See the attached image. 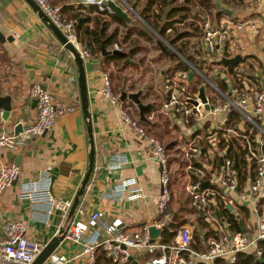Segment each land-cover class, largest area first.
Listing matches in <instances>:
<instances>
[{"label": "crops", "instance_id": "1", "mask_svg": "<svg viewBox=\"0 0 264 264\" xmlns=\"http://www.w3.org/2000/svg\"><path fill=\"white\" fill-rule=\"evenodd\" d=\"M48 1L58 5L60 9L73 6L91 17L96 15L90 9L89 4L85 3V0ZM146 1H116L126 11L129 21L115 16V18H110L108 27V32L115 34L117 42L115 44L121 46L123 51H129L127 54L129 60L124 59L129 64L118 74L121 79H124V90L126 92L142 90L139 96L141 102L153 106V110L146 116L147 121H141L136 104L126 100L128 112L143 126L145 136L136 135L133 128L120 118L118 105L111 103L101 93L103 73L107 68L102 70L98 65H102L105 57L112 54L95 52L88 58H84L95 148L94 166H99V169L92 171L74 215L71 217L67 215L68 223L79 219V208L86 214L91 211H101L110 219L118 216L122 220L123 228L128 231L137 229L150 216L157 215L156 199L159 192L160 166L150 153L147 140L149 136H155L164 146H170L168 150L172 157L170 169L171 177L174 178H171L172 198L169 209L179 220L184 221L182 223L193 225L192 222L196 218V209L191 206L189 197L184 190V185L192 181V175H194V172L188 173L185 170V165L182 162L185 161L183 152L188 142L191 141L198 145L199 153L196 160L205 170H208L202 188L215 187L220 191V194L223 193L218 188V179L221 174L220 154L216 147H212L209 139L200 138V135H207V132L203 134L198 131L200 122L195 126H186L176 115H166L161 112L164 78L170 74V68L175 61L169 55V51L164 52L160 49L156 43L157 32L148 26L139 15ZM231 1L234 4L233 7L226 2L219 1L221 7L231 11L230 15L223 12L217 17L209 16L206 13L204 23L208 21L212 26H218L224 16L228 15L234 21L255 20L256 28L245 27L241 30H232L225 43L224 52L221 49L208 50L200 36L199 40L207 53V63H210L207 70H214V75L211 76L223 81L228 87L234 82L231 77L232 73H230L232 69H229L224 63L217 62L223 56L239 54L241 59L235 67L244 77L250 80L254 78L255 80L252 82L259 84L260 81H257V78L253 76L257 72H264V0ZM173 5L178 6L175 2ZM67 11L71 10L67 9ZM109 12L114 15L110 10ZM92 22L89 23L90 26ZM181 24L179 23V25ZM149 31L153 33L154 37L149 35ZM80 44L83 49H86L81 42ZM115 44L112 43L104 50H113ZM110 65L114 66L113 63ZM116 70L117 68H115ZM115 71L114 73H116ZM114 73L113 75L109 74L111 84L112 78H116ZM207 75L204 76L207 77ZM73 76L76 77V70L70 52L44 25L27 2L25 0H0V96L10 95L12 105L6 119L2 118L0 109V129L13 132V127L17 122L28 123L35 120L36 105L32 106V99L28 95L29 86L34 81L39 82L43 88L50 91L55 100L74 106V110L58 116L51 129L28 140L17 151L11 152L0 148L2 161L14 162L13 155L19 156L18 179L0 195V224L6 219L22 220L28 226L26 235L29 238L38 239L44 244L61 227L63 219L60 211L54 210L46 214L42 211L41 205L32 203L29 198H22L20 194L23 184L38 181L40 170L46 164L51 165V192L58 198L73 202L83 180L87 167L89 144L77 80H71ZM197 76L200 75H193V80H196ZM252 82L248 81L246 86L252 85ZM114 84L115 80L112 88ZM188 87H191L190 81ZM119 92H122L121 88ZM204 93L211 97V90L208 92L206 85ZM220 118L221 116L218 115L215 119L219 120ZM150 119L154 121L152 130L149 129L152 122L149 121ZM211 122V118L206 119L201 126H210ZM147 132L151 135L148 136ZM200 148L203 151L201 154ZM177 149L179 151L182 149V153H178ZM113 159L119 165L110 168L109 164ZM178 162L180 163L179 167ZM174 163L177 168L174 170L175 175L172 172ZM126 178L136 180V186L140 187L143 194L141 198L117 200L110 196L114 184ZM177 178H180L184 184L180 185L179 189L173 186ZM246 186H248L247 179ZM231 196L234 198V202L233 205H230V210H234L236 215L239 211L237 205L245 206L248 209L245 229L248 234L252 235L259 213L254 209L253 202L249 197L241 199L235 194ZM215 201L216 197H210V205L215 207ZM261 209L263 208L261 207ZM54 252L67 256L69 258L67 264H81L85 260V256L81 253V245L67 239H62ZM48 263L49 259L47 258L43 264Z\"/></svg>", "mask_w": 264, "mask_h": 264}, {"label": "built area", "instance_id": "2", "mask_svg": "<svg viewBox=\"0 0 264 264\" xmlns=\"http://www.w3.org/2000/svg\"><path fill=\"white\" fill-rule=\"evenodd\" d=\"M108 0H85L86 4L97 5L100 10H109L106 6ZM123 2V0H114ZM186 0H175L178 5L185 4ZM263 1V0H262ZM41 10L51 21L62 31L67 41L71 42L80 52L83 58L90 56L86 49H83L78 41L74 22L66 18L58 5L51 4L48 0H35ZM264 22V19H263ZM264 26V24H263ZM245 27L256 28V21L250 19L232 20L228 15L218 26H212L208 21L202 25L201 39L205 47L210 51L221 49L224 52L225 43L230 37L232 30H241ZM169 30V29H168ZM157 36L168 45V43L157 33ZM114 49L122 50L121 46L115 44ZM194 75H200L205 87L208 83L211 89V97L206 96V102L198 97V91L192 93L189 90L188 72L180 70L172 76L164 78V96L161 103V112L166 115H176L186 126L200 125L206 119H212L210 126H207V135L200 138L210 140L212 147L217 146L220 133L225 139L232 136L240 138L245 144V152L248 163H253L252 175L243 184H238L237 175L233 168L231 157L225 156V150L220 153L221 174L218 179V188H202L199 181H189L185 184V194L189 197L190 204L195 209L206 212V220L211 227V234L205 240L203 250L192 249L194 242V226L190 223L180 224L169 243L162 242L161 231L172 217L169 209L172 198L171 193V169L168 162V154L162 142L155 136L147 137L150 153L153 159L160 166L159 192L156 199L157 215L150 216L141 223L137 229L128 231L122 226V220L116 216L108 218L101 211H91L86 214L78 209L79 219L68 223V211L72 201L61 199L51 192V165L46 164L39 173L38 181L23 184L21 197L29 198L32 203L41 205L42 211L48 214L59 210L63 222L61 227L62 239H67L81 245V253L85 260L81 264H95L96 254L101 250L107 256L111 264H215L217 259L233 262L237 252L249 250L256 258H261L263 251L258 242L264 241V72L255 73V78L260 81L255 84L249 78L242 75L236 67L232 68L231 77L234 82L225 90L220 89L216 84L204 76L201 71L185 60ZM76 81V77H71ZM251 81L252 85L246 86ZM101 93L118 105L120 118L129 124L134 133L138 136H145V129L130 115L125 108L126 100L120 99V92L115 93L111 87L108 73H103V86ZM29 98L36 100L35 120L22 123V130L15 134L12 131L0 129V148L15 152L28 141L42 135L52 128L56 118L66 112L74 110V106L60 100H55L50 91L43 88L37 81L32 82L28 89ZM190 99H196L197 103H190ZM78 102V99H77ZM207 107V108H206ZM238 116H235V115ZM220 115L221 118H215ZM201 152V148H200ZM199 147L194 142H188L184 158L186 161L185 170L188 173L194 172L200 180L208 172L202 166L195 167ZM219 160V159H218ZM218 162V161H217ZM119 164L113 161L110 168ZM94 166L93 170H98ZM19 176V166L13 161H2L0 156V195L13 184ZM232 194L241 199L249 197L253 202L254 209L259 213L255 223L254 233L246 231L232 232L227 228L225 222L215 213V206L209 203L210 197L219 196L227 206L233 205ZM110 196L117 200L126 198L128 200L139 199L143 196L140 187L136 186L134 178L122 179L116 182L110 191ZM262 207L263 210H259ZM218 208V207H217ZM150 227L159 228V233L151 242ZM27 224L19 219H6L0 224V264H31L35 257L45 246L38 239L29 238ZM203 237L204 232H201ZM48 264H67L69 258L62 253L52 252ZM43 264V263H42Z\"/></svg>", "mask_w": 264, "mask_h": 264}, {"label": "trees", "instance_id": "3", "mask_svg": "<svg viewBox=\"0 0 264 264\" xmlns=\"http://www.w3.org/2000/svg\"><path fill=\"white\" fill-rule=\"evenodd\" d=\"M217 0H186L185 4L174 6L175 0H147L143 8L140 10L139 15L143 19V21L150 26L154 31H156L160 36H162L166 41L173 46L176 50V53L170 52L169 55L175 61L173 66L170 68V74L166 77L172 76L175 72L180 70H189L188 64L185 62L187 60L196 68H198L204 75L207 74L204 70V64L207 62V53L203 49V45L199 40V37L202 35V24L205 21V14L207 13L209 16H217L219 17L223 14L222 9L215 5ZM221 2H226L229 6L233 7L234 4L231 0H218ZM54 5V3H53ZM90 9L96 13L94 17H91L73 6L62 7V13L74 22V28L76 31V35L78 40L82 43L86 50L91 55L92 53H100L102 52L101 47H108L112 43L115 44V34L108 32V27L110 25V18H115V15L109 12V10L103 9L100 10L97 5H90ZM71 10V11H67ZM109 17V18H108ZM189 18V20H188ZM187 19V20H186ZM92 22L90 26L89 23ZM120 21V19H119ZM185 26L181 29L179 23L183 22ZM169 29V30H168ZM151 37H154L153 33L148 32ZM133 52V51H132ZM181 56H179L178 54ZM113 63L117 70L114 73L115 84L113 85V91L116 93L119 92L120 88L122 91L124 90L123 81L118 74H120V70L126 67L129 63L124 61V57L112 54L107 55L102 65H98V67L102 70L108 69L109 65ZM217 63H224L222 60H218ZM210 63H207V68H209ZM229 69L235 67V65H229ZM113 75V72L110 73ZM165 77V78H166ZM192 80V81H191ZM190 80L191 87L189 88L190 92L196 93L201 84L204 83L202 77L197 76L196 80L193 78ZM217 80V86L225 90L226 83L223 81ZM121 93V92H120ZM153 110V106H148L144 113L145 116H148L150 112ZM235 116H238L237 114ZM152 121L151 119L149 120ZM149 122V123H150ZM144 123V122H143ZM154 125V121H152L149 125V129L152 130ZM207 125H200L199 132L205 134ZM196 131V129H195ZM148 133V134H147ZM146 134L151 135L149 132ZM153 134V133H152ZM150 137V136H149ZM219 142H217L216 150L220 154L223 150H225V156L231 157L233 161V168L237 175L238 184H243L248 177L252 175L253 163H248L246 152H245V144L242 139L232 136L230 139H225L221 134H218ZM163 144V143H162ZM203 146V144H200ZM165 150L168 154V162L169 165L171 163V156L169 154L170 146H164ZM203 151L200 152V154ZM180 161V160H179ZM183 165H186V161H182ZM178 167L180 163L178 162ZM195 167H200V163L198 161L194 162ZM177 168L172 170L175 174ZM192 181H199V184H203L205 181V177L200 180V177H196L192 175ZM216 206L218 207L221 217L220 220L225 222L227 228L232 232L242 231V226H245V219L248 216V209L245 206L237 205L239 209L238 215L235 214L234 210H230L227 205L223 203L221 197L216 196L215 201ZM214 208V206H212ZM259 210L261 207H259ZM206 212L196 209V218L192 222L194 225V242L191 244L192 249L203 250L205 246L206 238L211 234V227L209 222L206 220ZM240 221L242 222L240 224ZM182 220H179L172 213V217L168 220L166 225L161 231V240L162 242L169 243L173 238L177 227L182 224ZM201 231L204 232L203 237H201ZM259 247L262 249L264 258V241L258 242ZM95 264H111L109 258L104 255L101 250H98L96 254V262ZM127 264H131L128 262ZM194 264H203L200 262H196ZM215 264H264V261L259 260L255 257L254 253L249 250L239 251L237 252L236 259L233 262H226L220 259L215 261Z\"/></svg>", "mask_w": 264, "mask_h": 264}, {"label": "water", "instance_id": "4", "mask_svg": "<svg viewBox=\"0 0 264 264\" xmlns=\"http://www.w3.org/2000/svg\"><path fill=\"white\" fill-rule=\"evenodd\" d=\"M27 4L33 9V11L36 12V14L40 17L44 25L52 32V34L60 41V43L63 45L65 49H67L73 59L75 70H76V77H77V85L79 90V99L81 103V109L83 114V119L86 126V132H87V138H88V144H89V150H88V159H87V167L86 171L83 177V180L76 192V195L73 199V202L71 204V207L69 209V217L74 215L75 209L79 203L80 196L83 194L84 189L86 188V185L88 184L89 177L92 174L94 164H95V148H94V140H93V132H92V122H91V116H90V108H89V100H88V90H87V84H86V75H85V67H84V58L78 51V49L67 39L65 38L62 31L51 21V19L45 15V13L41 10L39 5L35 2V0H25ZM215 5L222 9V11L228 15L231 14V11L229 9L223 8L220 6V2L216 1ZM107 8L114 13V15L124 21H129V17L126 13V11L122 8V6L118 3H116L114 0H108L106 2ZM157 45L160 47V49L164 52H168L167 45L160 39L157 38L156 40ZM103 54H116L119 56L124 57L126 61L129 59L127 58V54L129 51H123L118 49L108 50L105 51L104 47H101ZM241 59V56L239 54H236L234 56H223L221 58L222 62L229 65H235L237 64ZM194 73L192 70H189L188 72V78L191 80ZM142 90H137L133 92H126L122 91L120 94V99L122 100H130L134 104H136L138 110H139V118L141 121H147V118L145 116V109L148 107V103H142L140 100V94ZM197 97L202 101L206 102V96L204 93V85H200L198 88V94ZM190 103L196 104V99H190ZM36 100L32 99V106L35 107ZM207 108V107H206ZM0 109L2 110V118L6 119L12 109L11 105V97L10 95H2L0 96ZM22 130V122H17L13 127V132L17 134ZM14 163L18 164V158L19 156L13 155ZM17 179L13 181V183H16ZM229 209H231V206H227ZM215 213L217 216L221 217V213L217 207H215ZM242 222L240 221V224ZM64 227H60L58 232L51 237V239L45 244V246L42 248L40 253L35 257L33 262L31 264H42L49 255L54 252L55 248L59 244V242L62 240L63 232H65ZM242 231H246L245 227L242 226ZM159 233V228L150 227V235L152 242L154 240V237L157 236ZM259 260L264 261V258L261 257ZM133 264H136V261H132Z\"/></svg>", "mask_w": 264, "mask_h": 264}, {"label": "rangeland", "instance_id": "5", "mask_svg": "<svg viewBox=\"0 0 264 264\" xmlns=\"http://www.w3.org/2000/svg\"><path fill=\"white\" fill-rule=\"evenodd\" d=\"M132 11V10H131ZM187 20V19H186ZM188 20H189V18H188ZM185 21L183 22V24H181L179 27L181 28V29H183L184 28V26H185ZM159 38V37H158ZM164 39V38H163ZM165 41H166V39H164ZM167 42V41H166ZM165 43V42H164ZM168 43V42H167ZM166 44V43H165ZM167 48H168V51H170V52H174V53H176V50L173 48V46H171L169 43H168V45H167ZM178 54V53H177ZM179 56H181L180 54H178ZM204 70H205V72H207V74H209V75H207V77H208V79L209 80H211L214 84H217V80L216 79H214V77L213 76H211V75H214V70L212 71V69L210 70V69H208L207 70V62H205V64H204ZM112 71H113V73H114V71H115V67L114 66H111L110 65V67H108V69L106 70V73H108V75L110 74V73H112ZM128 73V72H127ZM110 77V76H109ZM112 77V76H111ZM111 81V80H110ZM113 82H114V79L112 78V84H113ZM127 83L129 84V81H127ZM112 84H111V87H112ZM212 89V87L208 84V83H206V90L209 92L210 90ZM112 90H114L113 88H112ZM115 93H116V91H115ZM127 103V102H126ZM125 103V108L126 109H128V105ZM159 104V103H158ZM128 111V110H127ZM135 111V110H134ZM130 113V112H129ZM157 113V112H156ZM130 115H131V113H130ZM155 115V114H154ZM177 151H178V153H182V149L179 151L178 149H177ZM183 154H184V152H183ZM174 167H175V163L174 164H172V169H174ZM175 175V174H174ZM171 178H174L173 176L171 177ZM176 181L173 183V186L176 188V189H179V188H181V186L180 185H184L183 184V182L182 181H180V178H177V179H175ZM185 186V185H184Z\"/></svg>", "mask_w": 264, "mask_h": 264}]
</instances>
